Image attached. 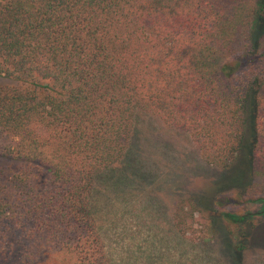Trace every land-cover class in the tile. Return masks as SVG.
I'll return each mask as SVG.
<instances>
[{"label": "trees", "instance_id": "1", "mask_svg": "<svg viewBox=\"0 0 264 264\" xmlns=\"http://www.w3.org/2000/svg\"><path fill=\"white\" fill-rule=\"evenodd\" d=\"M0 75L15 81L0 85V156L19 162L0 169V256L116 264L110 231L130 229L114 204L136 206L129 239L146 232L147 250L206 240L229 193L264 178V0H0ZM142 112L223 174L167 215L146 204L163 168L139 151Z\"/></svg>", "mask_w": 264, "mask_h": 264}, {"label": "rangeland", "instance_id": "2", "mask_svg": "<svg viewBox=\"0 0 264 264\" xmlns=\"http://www.w3.org/2000/svg\"><path fill=\"white\" fill-rule=\"evenodd\" d=\"M14 83L12 79L0 75V85ZM138 130L140 134H137L136 141L141 146L138 147L139 151L148 154L147 165L154 167L157 172L159 168L164 171L152 178L153 190L148 194L156 198L153 203L146 204L152 206L153 211L167 215L173 209L170 201L182 197L189 196L198 201L208 193L210 185L223 179L222 171L206 163L185 136L165 132L158 120L150 114L139 113ZM18 163L14 158L0 156V169L5 172H11ZM150 188V182L141 183L139 187L146 191ZM145 196L144 193L142 197ZM229 196L237 202L218 206V211L214 214V236L194 242L188 239L178 241L176 237H171L166 241H158L149 250L142 246L144 242L151 240L146 232L137 240L129 239V235L143 225L130 217L136 216V206L131 209L114 204L115 208L111 207L109 210L118 213V228L127 222V228L130 229L127 233L121 229L113 233L110 231V246L115 263L122 264L120 256L123 258L126 255L128 260H139V264H142L145 256L152 252L157 261L155 264H264V178L255 176L243 197H239L235 191L229 193ZM158 199L167 204L157 203ZM148 213L151 215L150 211ZM225 213L242 217L239 221H233L225 217ZM145 224L150 225L148 221ZM144 251L145 254L141 255ZM60 260L61 262L52 264L70 262L64 258ZM124 261L123 264H128V261ZM0 264L21 263L15 255L4 254L0 256Z\"/></svg>", "mask_w": 264, "mask_h": 264}]
</instances>
